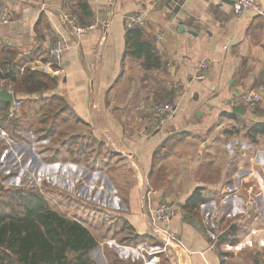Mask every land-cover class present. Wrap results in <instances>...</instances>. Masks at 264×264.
Returning a JSON list of instances; mask_svg holds the SVG:
<instances>
[{
	"label": "crops",
	"instance_id": "crops-1",
	"mask_svg": "<svg viewBox=\"0 0 264 264\" xmlns=\"http://www.w3.org/2000/svg\"><path fill=\"white\" fill-rule=\"evenodd\" d=\"M86 3L85 14L77 0H0L9 9L0 25V89L13 96V104L0 100V191L17 189L26 175L52 210L84 225L100 246L111 241L129 258L124 264L148 252L158 264H264V130L247 137L264 129V18L235 14L232 0ZM61 9L95 28L67 33ZM128 14L144 17L133 29L147 54L129 49ZM60 35L68 47L56 72L33 68L49 60ZM204 59L207 75L195 79ZM34 69L56 85L22 90ZM252 89L261 92L257 107L233 112L235 98ZM164 98L175 112L151 132L153 105ZM196 188L202 200L185 209ZM146 199L175 208L167 228L177 243L163 252Z\"/></svg>",
	"mask_w": 264,
	"mask_h": 264
},
{
	"label": "trees",
	"instance_id": "trees-1",
	"mask_svg": "<svg viewBox=\"0 0 264 264\" xmlns=\"http://www.w3.org/2000/svg\"><path fill=\"white\" fill-rule=\"evenodd\" d=\"M77 1L81 12L86 14V0ZM131 30L134 31L129 32V36L132 34L129 49L147 54L145 42L139 41L140 30ZM146 65L152 66L150 63ZM25 72L27 77L21 80L24 91L31 92L36 87L28 86V82L35 85L40 82L44 87L56 85V79L47 73L36 69ZM31 104L40 105V102ZM263 130L257 125L251 128L247 137L254 139ZM200 191L201 188L193 190L185 202V209L191 210L202 200ZM4 192H9L11 198L17 197L6 202L0 199V264H94L88 253L97 246V242L85 226L52 210L35 189Z\"/></svg>",
	"mask_w": 264,
	"mask_h": 264
},
{
	"label": "built area",
	"instance_id": "built-area-1",
	"mask_svg": "<svg viewBox=\"0 0 264 264\" xmlns=\"http://www.w3.org/2000/svg\"><path fill=\"white\" fill-rule=\"evenodd\" d=\"M232 2L235 14L241 15L246 11H250L251 13L264 18V9L259 5L257 0H232ZM59 14L66 32L77 38L81 37L84 33L91 31L96 26L94 23H82L78 14L71 10L61 9ZM8 23L9 9L6 5H2L0 6V25ZM144 24V17L141 14H128L124 18V25L127 29L139 28L144 26ZM104 27L106 29V22H104ZM157 39H160V37L157 36ZM67 47L66 39L63 35H60L47 49V57L49 60L47 62L37 60L32 63V67L40 69L43 72H56L54 66H59L61 64ZM176 65L177 62H175L174 65H170L169 69ZM210 66L211 62L207 59L199 61L195 68L194 78L198 80L204 79ZM260 99V89L248 90L235 98V104L233 106L237 105L245 110L253 111L257 107ZM19 104V101L14 102V105L17 107ZM174 112L175 104L172 100L168 99V101L163 100L162 102L155 103L153 105L154 120L149 127L150 131L153 132L162 127ZM143 206L146 212L144 214L148 217L153 231L162 241V247L158 251H165L167 247H173L172 243L174 241L177 243V241L175 240V235L167 228L168 223L175 214V208L173 205L168 202H161L156 207H152L151 200L146 199ZM141 250L144 251V248L141 247ZM155 253L156 252H148L146 253V256L140 255L143 264H158L159 258Z\"/></svg>",
	"mask_w": 264,
	"mask_h": 264
},
{
	"label": "rangeland",
	"instance_id": "rangeland-1",
	"mask_svg": "<svg viewBox=\"0 0 264 264\" xmlns=\"http://www.w3.org/2000/svg\"><path fill=\"white\" fill-rule=\"evenodd\" d=\"M163 100L168 101V98H164V99H161V100H157L155 102L158 103V102H162ZM70 128L73 129V130H75V131L77 130V127L76 126H70ZM60 138L62 139V137H60ZM26 155H27V152L24 150L23 156H26ZM26 178H27V176L24 175L23 176V179H22V185L21 186H18V188H17V185H16V188L17 189H20L21 188V189H23V191L35 189L36 191H38L44 197V199L47 202V193L42 192L38 188L32 187L30 185L29 179H26ZM8 193L9 192L0 191V199H2V200L4 199L3 201H5V202L8 201V200H12L13 201V200L16 199L17 196L11 198L10 195H9L10 193L9 194ZM0 207H2V205H0ZM108 217H110V216H108ZM108 219L109 220H113L112 224L114 223V227H115L116 226L115 217H111V218H108ZM72 220H74V219H72ZM114 229L116 231V228H114ZM124 235L125 234H121V235H119V237H122ZM156 238L158 239L157 240L158 241L157 242V246H160L161 247L162 246V241L160 240V238H158V237H156ZM96 242H97V246L95 247V249H92L88 253V256L90 257L91 261L94 264H124L123 262H125V261L129 262V258L123 260V259H120L118 257V252H116L115 249H113L111 246H109V244H110L111 241H108L107 244L104 245V246H100L98 244L99 241L96 240ZM161 252H163V251H161ZM156 255H158V254H156ZM131 264H143V262H142V260H140V258H137L135 261L131 262Z\"/></svg>",
	"mask_w": 264,
	"mask_h": 264
},
{
	"label": "water",
	"instance_id": "water-1",
	"mask_svg": "<svg viewBox=\"0 0 264 264\" xmlns=\"http://www.w3.org/2000/svg\"><path fill=\"white\" fill-rule=\"evenodd\" d=\"M0 100H2V101H4V102H7V103H10V104H13V96H12V94L8 91V89L5 88V87L2 88V89H0ZM232 111H233V112H237V113H238V112H240V113H244V112H245L244 108L239 107V106H237V105H235V106L232 107ZM196 222H197V224H198V227L201 229V223H200L199 221H196ZM235 227H236L235 224H231L230 227H229V231H233ZM225 234H227V233L220 234V235H219V239L223 238V236H224Z\"/></svg>",
	"mask_w": 264,
	"mask_h": 264
}]
</instances>
